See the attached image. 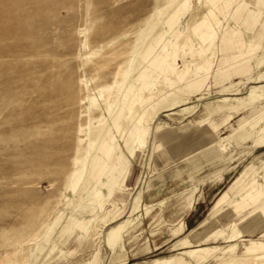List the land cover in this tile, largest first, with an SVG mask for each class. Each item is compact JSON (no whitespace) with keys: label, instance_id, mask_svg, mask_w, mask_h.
I'll return each instance as SVG.
<instances>
[{"label":"rangeland","instance_id":"rangeland-1","mask_svg":"<svg viewBox=\"0 0 264 264\" xmlns=\"http://www.w3.org/2000/svg\"><path fill=\"white\" fill-rule=\"evenodd\" d=\"M263 161L264 0H0V264H264Z\"/></svg>","mask_w":264,"mask_h":264},{"label":"crops","instance_id":"crops-1","mask_svg":"<svg viewBox=\"0 0 264 264\" xmlns=\"http://www.w3.org/2000/svg\"><path fill=\"white\" fill-rule=\"evenodd\" d=\"M216 158V154L214 153H207L205 155L202 156V160L201 158L198 159V160H194L192 162V164L194 165H197L199 164L201 161H208V160H213ZM249 167H250V164H247L244 168V170L247 172L249 170ZM260 167V166H259ZM264 169V161L263 163L261 164V167L259 168V170L253 172L248 178H247V184L245 185L244 187V191H243V199L241 201H239L237 203V205L235 206V210L237 212H240L243 208L249 206V205H252V204H255L257 202H259L261 200V198L263 197L264 195V170H263V174L262 176H260L258 174V172L261 170V169ZM235 186H236V182H234L230 188L229 191H226L224 194H223V197L217 202V204H219L224 198H226V196L234 191L235 189ZM237 198H233L229 203H233L234 201H236ZM262 210H263V214H264V205H262ZM258 223L257 220H254L253 222H250V226L251 227H254L256 226L255 224ZM248 225V226H249ZM248 241V240H246ZM249 241H252V240H249ZM264 242V241H263ZM206 246L208 247H211V248H218L219 246L220 247H223L221 245H215V246H212V245H205V246H200L201 249H205ZM204 247V248H203ZM225 247V246H224ZM170 261L173 262L172 260V257H169V256H166V257H163L161 262L162 264H169L171 263ZM188 262V261H187ZM182 263V262H181ZM174 264H176V262H174Z\"/></svg>","mask_w":264,"mask_h":264}]
</instances>
